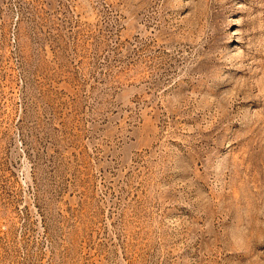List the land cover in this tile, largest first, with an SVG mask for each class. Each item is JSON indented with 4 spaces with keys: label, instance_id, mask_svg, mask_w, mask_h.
<instances>
[{
    "label": "rangeland",
    "instance_id": "obj_1",
    "mask_svg": "<svg viewBox=\"0 0 264 264\" xmlns=\"http://www.w3.org/2000/svg\"><path fill=\"white\" fill-rule=\"evenodd\" d=\"M0 264H264V0H0Z\"/></svg>",
    "mask_w": 264,
    "mask_h": 264
}]
</instances>
